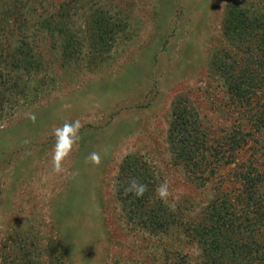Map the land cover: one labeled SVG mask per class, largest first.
Wrapping results in <instances>:
<instances>
[{
  "label": "rangeland",
  "instance_id": "1",
  "mask_svg": "<svg viewBox=\"0 0 264 264\" xmlns=\"http://www.w3.org/2000/svg\"><path fill=\"white\" fill-rule=\"evenodd\" d=\"M241 11L255 19L264 0H0V264H202L183 226L149 231L122 191L136 165L153 193L169 184L151 203L177 223L203 217L214 187L192 182L172 145L184 111L216 138L238 124L221 68L259 39H230ZM75 120L55 173L53 132ZM250 238L264 244V225Z\"/></svg>",
  "mask_w": 264,
  "mask_h": 264
},
{
  "label": "trees",
  "instance_id": "2",
  "mask_svg": "<svg viewBox=\"0 0 264 264\" xmlns=\"http://www.w3.org/2000/svg\"><path fill=\"white\" fill-rule=\"evenodd\" d=\"M234 21L242 28L234 26L231 40L251 38L254 32L259 38L254 47L246 48L248 57L242 64L234 60L221 68L239 122L227 136L216 138L206 133L207 128L196 114L184 111L178 117L177 139L172 145L175 161L184 166L191 181L214 187L216 195L204 209L203 217L200 221L177 223L168 207L151 203L155 195L150 181L143 182L148 190L140 198L122 191L126 201L132 198L135 202L132 213L149 231L170 233L183 226V232L202 248V264L236 260L238 264H264V244L249 241L250 234L264 225V13L249 19L241 11ZM22 52L25 51L15 54L21 56ZM13 65L18 67L20 63L17 60ZM244 153L249 154L248 161L238 164ZM231 165L233 176L225 181L221 172ZM129 168L130 178L141 180L140 167Z\"/></svg>",
  "mask_w": 264,
  "mask_h": 264
},
{
  "label": "clouds",
  "instance_id": "3",
  "mask_svg": "<svg viewBox=\"0 0 264 264\" xmlns=\"http://www.w3.org/2000/svg\"><path fill=\"white\" fill-rule=\"evenodd\" d=\"M29 119L35 120V115H30ZM82 124L79 120L72 122H65L62 126L55 128L53 135L55 137V144L52 152L51 164L52 170L55 173L62 171V164L64 160L71 153L73 146L77 144L80 139L79 130ZM86 163H91L94 167L101 163V155L99 152H92L85 158ZM148 190L147 185L141 183L136 178H131L123 191L125 195L131 194L136 198H140ZM156 199L161 202H167L172 195L168 182H161L154 190Z\"/></svg>",
  "mask_w": 264,
  "mask_h": 264
}]
</instances>
